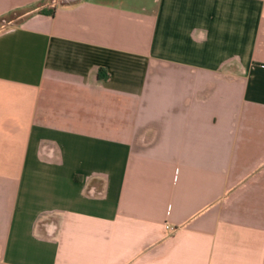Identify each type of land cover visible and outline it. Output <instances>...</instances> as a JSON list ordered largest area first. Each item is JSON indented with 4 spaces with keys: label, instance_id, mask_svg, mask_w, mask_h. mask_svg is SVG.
<instances>
[{
    "label": "crops",
    "instance_id": "0c3cea01",
    "mask_svg": "<svg viewBox=\"0 0 264 264\" xmlns=\"http://www.w3.org/2000/svg\"><path fill=\"white\" fill-rule=\"evenodd\" d=\"M0 264H264V0H0Z\"/></svg>",
    "mask_w": 264,
    "mask_h": 264
},
{
    "label": "built area",
    "instance_id": "2783aa9c",
    "mask_svg": "<svg viewBox=\"0 0 264 264\" xmlns=\"http://www.w3.org/2000/svg\"><path fill=\"white\" fill-rule=\"evenodd\" d=\"M166 229L169 231V232H171V233H173L174 231H175V229L173 228V227H171V226H166Z\"/></svg>",
    "mask_w": 264,
    "mask_h": 264
},
{
    "label": "trees",
    "instance_id": "16d2710c",
    "mask_svg": "<svg viewBox=\"0 0 264 264\" xmlns=\"http://www.w3.org/2000/svg\"><path fill=\"white\" fill-rule=\"evenodd\" d=\"M50 14H52V12H50Z\"/></svg>",
    "mask_w": 264,
    "mask_h": 264
}]
</instances>
